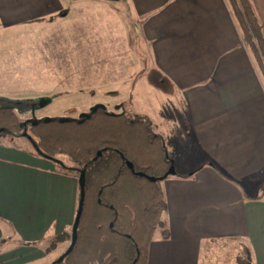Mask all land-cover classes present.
Masks as SVG:
<instances>
[{
	"label": "crops",
	"instance_id": "crops-1",
	"mask_svg": "<svg viewBox=\"0 0 264 264\" xmlns=\"http://www.w3.org/2000/svg\"><path fill=\"white\" fill-rule=\"evenodd\" d=\"M58 2L45 8H63ZM133 2L157 69L184 94L206 159L162 187L168 237L153 239L148 264H199L206 243L225 238L246 239L264 264V198L246 194L264 182V83L231 11L225 0ZM252 2L264 26V0ZM79 197L77 178L0 143V264L39 260L43 239L73 225Z\"/></svg>",
	"mask_w": 264,
	"mask_h": 264
},
{
	"label": "rangeland",
	"instance_id": "rangeland-1",
	"mask_svg": "<svg viewBox=\"0 0 264 264\" xmlns=\"http://www.w3.org/2000/svg\"><path fill=\"white\" fill-rule=\"evenodd\" d=\"M60 1L63 8L48 9V0H0V107H12L25 130L47 118L81 119L96 106L111 114L145 116L165 141L177 175L205 166L184 94L157 69L145 16L133 0ZM0 143L35 152L20 133L1 135ZM57 159L76 167L66 155ZM260 183L247 186L249 198H264ZM52 234L39 245L41 258L30 264H52L67 250L69 242H63L46 252ZM199 264L255 261L246 239L225 238L206 243Z\"/></svg>",
	"mask_w": 264,
	"mask_h": 264
},
{
	"label": "trees",
	"instance_id": "trees-1",
	"mask_svg": "<svg viewBox=\"0 0 264 264\" xmlns=\"http://www.w3.org/2000/svg\"><path fill=\"white\" fill-rule=\"evenodd\" d=\"M225 1L264 83V26L253 2ZM24 128L12 107H0V136L20 133L30 140L34 157L52 162L58 172L78 180L82 171L86 174L77 240L72 252L56 264H148L150 245L157 229L164 228L167 210L160 178L173 160L149 119L111 114L100 107L89 119L47 118ZM60 155L76 167L62 165ZM152 177L157 180L150 181ZM162 236L168 237L167 229ZM72 237V228L56 235L46 252L59 243L70 246Z\"/></svg>",
	"mask_w": 264,
	"mask_h": 264
},
{
	"label": "water",
	"instance_id": "water-1",
	"mask_svg": "<svg viewBox=\"0 0 264 264\" xmlns=\"http://www.w3.org/2000/svg\"><path fill=\"white\" fill-rule=\"evenodd\" d=\"M100 107L101 106L94 107L91 110L90 113L83 114L81 116V118L82 119H89L91 117V114L94 113V112H96ZM98 155L100 156L101 155V152H99ZM127 165H128V167L133 172H135L132 163L128 162ZM139 175L140 176H144L143 173H139ZM173 175H176L175 162H174V160L171 161V166H170L169 170L167 171V173L165 174L164 177L160 178V180H164V179L168 178L169 176H173ZM156 180H157L156 178H153V177L150 178V181H153L154 182ZM78 182H79V187H80V198H79L78 209H77V212H76L75 220H74V223L72 225V234H73L72 243L69 246L68 250L63 255H61L59 257V259L57 260V262L63 261L65 255H67L70 252H72V250H73V248L75 246L76 240H77L78 227H79L80 219H81V216H82L83 206H84V200H85V182H86V174H85V171H82L81 172V175L79 177ZM52 264H56V262L54 261Z\"/></svg>",
	"mask_w": 264,
	"mask_h": 264
}]
</instances>
